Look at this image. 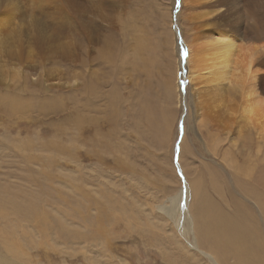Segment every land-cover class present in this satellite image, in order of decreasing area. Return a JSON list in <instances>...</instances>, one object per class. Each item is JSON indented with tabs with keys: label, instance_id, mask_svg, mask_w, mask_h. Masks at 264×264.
Wrapping results in <instances>:
<instances>
[{
	"label": "rangeland",
	"instance_id": "obj_1",
	"mask_svg": "<svg viewBox=\"0 0 264 264\" xmlns=\"http://www.w3.org/2000/svg\"><path fill=\"white\" fill-rule=\"evenodd\" d=\"M11 1L18 14L32 3ZM87 1L35 0L31 17L0 18V264H213L160 208L191 178L264 253V189L247 172L264 164V134L213 113L223 99L204 84L200 100L220 102L211 111L191 83L183 91V0ZM83 18L89 32L103 24L95 38L75 26ZM235 249L219 264H260Z\"/></svg>",
	"mask_w": 264,
	"mask_h": 264
},
{
	"label": "bare ground",
	"instance_id": "obj_2",
	"mask_svg": "<svg viewBox=\"0 0 264 264\" xmlns=\"http://www.w3.org/2000/svg\"><path fill=\"white\" fill-rule=\"evenodd\" d=\"M18 2L22 7L25 6L20 0ZM34 2L35 0H32V3L29 6H25L26 8L24 7V10H21L18 14L17 3L15 1L0 0V18H5L7 22L10 20H21L19 16L25 18L24 16L27 13H29V18L35 9ZM97 2L94 0L87 1V5L95 10ZM98 3L102 4L103 2ZM73 4L71 3V7ZM177 4L181 6V1L177 0ZM181 10H186L187 13L185 14L181 11L182 14L180 12L179 16L176 15V17L184 21V14L187 17V22L190 24L188 26L190 32L184 29L183 21V24L181 23L182 27L179 28L181 44L178 48L180 55V61L178 62L180 63V70H184V75L186 76H184V80L181 82H185L186 90L183 91L187 95L188 89L186 84L191 83L192 88H190L196 93L195 104L198 106L200 104L199 108L203 109L202 107L206 106L205 102L199 98L201 89L203 90V88L198 85L204 84L208 88L207 90L204 89L205 91H215L219 95L216 97H219L217 100L223 99L221 105H218L219 109H217L218 106L215 110L213 108V113L215 112L216 114L217 110V113L221 114L223 119H226L223 115L226 113L228 117L227 112L232 111L231 113L235 115V118H232L233 121L236 120L238 124L242 123L248 133L255 132L258 135H263L264 0H183ZM74 14L76 13L74 12ZM79 14L80 17L85 16L84 13ZM94 23L92 26H103L98 20L94 21ZM75 26L80 28L83 37L87 38L88 35L91 38L96 37V27L95 29L91 28L92 31L89 32L88 28L90 26H87L84 18L82 24L78 25L77 21H75ZM184 38L187 43H185ZM176 39L179 38L176 37ZM185 44L187 47H184ZM186 64L191 67L188 75ZM181 79H183L182 75ZM166 83L168 87L171 85L168 82ZM212 98L213 102L217 101L214 97ZM212 103H208V105ZM215 103L212 105L214 106ZM223 105L224 108L229 106L230 109L221 110V108L223 109ZM207 106L206 108L211 111V108ZM217 116L220 118L219 121H221V117L218 114ZM218 118H215L216 121H218ZM233 121L232 123H234ZM220 125L218 124L219 127ZM247 172L252 177L251 179L256 184H260L264 189V164L258 173L255 172L254 174L251 165ZM254 182L246 184L248 192L251 194L253 191L254 193L257 192L254 189L256 185L253 186ZM189 184H186L185 188H180L176 195L169 198L166 205L160 207L167 217L174 222L179 236L190 247L206 254L213 264H219L220 261H224V256L226 255L225 249L228 247L237 248L235 250L240 249L248 257H252L255 262L264 264L263 248L255 239V236L258 234L251 231L244 217L238 214L235 217H233L234 215L225 214L216 203H212L205 196L206 191L201 178H191ZM214 187L218 191L220 190L216 183ZM193 191L194 194H192ZM193 195L195 197L194 200ZM262 199L264 201V196ZM192 200L194 201L195 212L190 210V206L193 203ZM26 202L28 203V199H26ZM25 205L24 203H19L17 200L16 210L20 213H24L25 211L31 212L32 203L29 202L27 208ZM197 236L209 244L208 247L216 253L218 258L199 249Z\"/></svg>",
	"mask_w": 264,
	"mask_h": 264
}]
</instances>
